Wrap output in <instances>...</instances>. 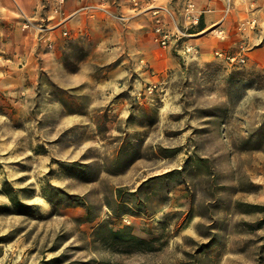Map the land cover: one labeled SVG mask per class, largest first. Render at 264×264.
Segmentation results:
<instances>
[{"label": "rangeland", "instance_id": "374dc122", "mask_svg": "<svg viewBox=\"0 0 264 264\" xmlns=\"http://www.w3.org/2000/svg\"><path fill=\"white\" fill-rule=\"evenodd\" d=\"M117 1L0 69V264H264V0H190L196 23L168 0L206 36L189 52L129 36Z\"/></svg>", "mask_w": 264, "mask_h": 264}, {"label": "crops", "instance_id": "0c3cea01", "mask_svg": "<svg viewBox=\"0 0 264 264\" xmlns=\"http://www.w3.org/2000/svg\"><path fill=\"white\" fill-rule=\"evenodd\" d=\"M133 1L119 0L113 5L119 9L122 21H119L120 25L124 24L129 36L144 38L150 31L153 34L152 14L157 9L165 28L175 36L172 41L185 35L187 38L181 40V47L185 44L198 45L197 42L203 44V41H199L205 38V35L190 38L188 35L194 33L180 32L172 10L169 9L170 14H166L161 9L168 7V0H135L137 4ZM111 3L113 2L110 0H65L62 4H58L57 0H0V69L4 70V75H10V70L14 68L19 69L18 72L26 69L27 74H31L37 66L38 58L47 55L45 52L48 49H55L61 38L79 36L84 28L91 24V27L98 28V22L102 21L104 16L99 7L110 8ZM108 19L115 21L106 17V20ZM221 19L222 16L216 21ZM201 22L203 23L202 19ZM223 23H219L217 28L221 29L216 28L215 32L223 31L225 36L227 32L222 26ZM64 31L67 32L66 35ZM231 39L232 37L228 36L226 41ZM47 42H51L52 46L47 47ZM209 48L210 46H200L199 50L202 54H208L212 51ZM21 78L25 79L23 76ZM4 80L1 79L2 82Z\"/></svg>", "mask_w": 264, "mask_h": 264}, {"label": "built area", "instance_id": "2783aa9c", "mask_svg": "<svg viewBox=\"0 0 264 264\" xmlns=\"http://www.w3.org/2000/svg\"><path fill=\"white\" fill-rule=\"evenodd\" d=\"M64 1L65 0H57L58 4H62ZM133 3L137 4L135 0L133 1ZM162 10L166 14H169V10L167 8H162ZM152 15H153V31H154V34L157 37V39L159 40V42H161V44L164 45V44H166L168 42L169 37H170L171 34L169 33V31H167L164 28V23H163V20H162V16H161V14L159 13V11L157 9L153 11ZM183 15L191 23H196L197 22L198 14L196 12L195 5H194V3L192 1L187 0L185 2L184 8H183ZM254 21H255V19H252L253 24H254ZM63 33H64V35L67 34L66 31H64ZM46 46L47 47H51L52 43L51 42H47ZM193 49H194L193 46L187 44V45H185L184 51L185 52H189V51H191ZM194 50H196V49H194ZM215 54L218 55V56H221L222 52L216 50ZM225 58L231 62V61H234L236 59V56L235 55H232V56L225 55Z\"/></svg>", "mask_w": 264, "mask_h": 264}, {"label": "trees", "instance_id": "16d2710c", "mask_svg": "<svg viewBox=\"0 0 264 264\" xmlns=\"http://www.w3.org/2000/svg\"><path fill=\"white\" fill-rule=\"evenodd\" d=\"M197 26L199 27V29H202L204 27L201 20L198 22ZM110 234L112 238L117 239L121 242L129 243V245H134L135 247L140 248L145 247L144 245L150 244V240H148L147 238L136 236L132 232L124 229L112 230Z\"/></svg>", "mask_w": 264, "mask_h": 264}]
</instances>
